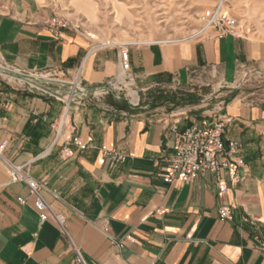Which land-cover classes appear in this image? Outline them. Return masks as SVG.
<instances>
[{"label": "crops", "instance_id": "0c3cea01", "mask_svg": "<svg viewBox=\"0 0 264 264\" xmlns=\"http://www.w3.org/2000/svg\"><path fill=\"white\" fill-rule=\"evenodd\" d=\"M46 4L0 0V144L7 160L28 165L43 184L48 207L41 222L35 197L10 182L0 160V264H71L76 250L85 264H264V82L247 87L255 75L264 80V35L108 46L73 30L53 35ZM124 48L137 95L184 69L187 79L215 73L223 105L196 113L191 105H135L109 94L66 107L76 73L88 90L108 82L119 74ZM43 74L56 78L49 90L59 98L24 87L44 83ZM216 115L230 120L224 146H241L233 159L242 179L232 184L224 175L217 183L204 173L165 184L170 129ZM102 146L125 156L124 164L105 158ZM222 206L230 220L219 217Z\"/></svg>", "mask_w": 264, "mask_h": 264}, {"label": "rangeland", "instance_id": "374dc122", "mask_svg": "<svg viewBox=\"0 0 264 264\" xmlns=\"http://www.w3.org/2000/svg\"><path fill=\"white\" fill-rule=\"evenodd\" d=\"M46 2L52 10L51 16L64 18L71 25H77L78 32L92 42L108 46L163 43L186 38L200 31L204 26L202 18L214 15L221 3V9L236 19L241 34L264 35V0H46ZM88 33L95 39L90 38ZM210 34L213 32L207 30L199 38ZM4 78L13 86H20L17 79L6 75ZM51 79L56 80L54 77ZM263 82L262 76L255 75L247 82V87L254 90L256 84ZM30 84L48 92L56 86L54 83L30 82ZM24 87L29 89L27 84ZM220 87L218 76L213 73L192 74L183 85L177 84L174 80L164 82L139 90L138 95L136 88L131 86L128 89L135 91L138 103L166 102L167 106L172 104L174 107L191 105L192 112L202 113L223 105L224 101L221 103V98L217 97ZM67 88L69 89V86ZM36 92L41 93L40 90ZM122 94L127 96L125 90ZM90 98L91 101H97L102 97Z\"/></svg>", "mask_w": 264, "mask_h": 264}, {"label": "built area", "instance_id": "2783aa9c", "mask_svg": "<svg viewBox=\"0 0 264 264\" xmlns=\"http://www.w3.org/2000/svg\"><path fill=\"white\" fill-rule=\"evenodd\" d=\"M222 4V3H221ZM221 4L217 8L214 15L208 18H202L203 27L200 31L195 32L186 38L163 42H184L199 39V37L211 30L215 37L224 35L240 36L243 35L239 31L238 23L224 9H221ZM48 30L55 36H58L62 30H73L78 32V26L71 25L67 20L57 15H52L47 21ZM119 74L108 82L95 86L88 90L82 84L79 76V71L71 82L68 83L69 89L65 96V106L68 107L71 103H75L81 97L99 98L105 95L114 94L122 95V91H126V98L137 105L138 99L133 100L128 94V87L132 86V76L130 73V63L128 49H121L119 53ZM44 84L56 82L51 79L49 74L40 77ZM178 84V79L174 80ZM30 90H40L41 94L51 95L56 98L60 96L52 94L48 91L40 89L30 83L27 84ZM229 119L222 118L219 115L206 117L201 121L193 122L190 126L183 130L173 126L170 131L172 134V153L168 159V164L161 174L162 181L165 184H172L175 181L188 183L193 181L199 175L209 173L214 180L219 183L224 175H227L232 184L240 181L242 178L238 174L239 164L233 159L234 155L240 151L241 146L235 142H229L225 147L222 142V135L225 132L226 124ZM77 144V142H75ZM4 144H0V160L5 164L10 182H22L25 184L30 195L35 197L34 207L38 212L39 219L44 222L47 219L45 210L48 208L41 197V191L44 188L43 184L34 180L28 173V165H16L7 160L4 155ZM102 155L108 158L111 162L124 164L125 156L118 154L115 150L108 149L105 146L101 147ZM20 204H24V198H17ZM221 219L230 220L232 217L231 211L228 208L220 207L218 211ZM54 219L58 226L63 229L65 221L64 216L54 215ZM103 232L107 233L108 229L103 228ZM261 250H264V245L261 244ZM76 257L71 264H85L76 250Z\"/></svg>", "mask_w": 264, "mask_h": 264}, {"label": "water", "instance_id": "95a60500", "mask_svg": "<svg viewBox=\"0 0 264 264\" xmlns=\"http://www.w3.org/2000/svg\"><path fill=\"white\" fill-rule=\"evenodd\" d=\"M179 84L183 85L187 82L186 71L184 69L178 72Z\"/></svg>", "mask_w": 264, "mask_h": 264}, {"label": "bare ground", "instance_id": "6f19581e", "mask_svg": "<svg viewBox=\"0 0 264 264\" xmlns=\"http://www.w3.org/2000/svg\"><path fill=\"white\" fill-rule=\"evenodd\" d=\"M88 36H90L89 33H88ZM128 90H130V89H128ZM131 94H132L133 98L136 99V95H135V93L132 92Z\"/></svg>", "mask_w": 264, "mask_h": 264}]
</instances>
